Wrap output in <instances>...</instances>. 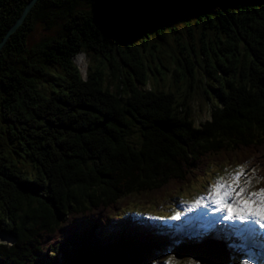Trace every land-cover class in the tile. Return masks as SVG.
<instances>
[{"label":"trees","instance_id":"1","mask_svg":"<svg viewBox=\"0 0 264 264\" xmlns=\"http://www.w3.org/2000/svg\"><path fill=\"white\" fill-rule=\"evenodd\" d=\"M31 1L0 0V264H165L173 236L111 230L130 198L225 159L264 187V0H35L9 32Z\"/></svg>","mask_w":264,"mask_h":264},{"label":"rangeland","instance_id":"2","mask_svg":"<svg viewBox=\"0 0 264 264\" xmlns=\"http://www.w3.org/2000/svg\"><path fill=\"white\" fill-rule=\"evenodd\" d=\"M60 25H61V22L59 20H55L54 23L48 28L44 25L37 24L33 32L29 35L28 44L31 45L34 42H38L40 40L46 39L48 36L54 34L56 32V29ZM79 56L80 57L82 56V59L85 62L83 54L75 57V61ZM199 63H201L200 60H199ZM150 66H152V64H150ZM169 67L172 68V66H169ZM155 76L156 75H150V78H149L150 84L148 85L149 87H152L154 85L153 78H155ZM199 78H202V75L200 73H199ZM165 80L171 81L170 72L167 73V77H165ZM161 85H163L162 82H161ZM170 87L172 90L182 93L184 97L185 95H187L185 94L184 85L180 89V86L170 83ZM205 89H207V91L209 92V89L205 87L204 84L197 82V86L191 90L193 92L189 95V98H188L187 103L190 106L191 116L195 121V125H198L200 122L209 118V109H210L209 101L210 100L207 99L208 97L205 93ZM208 95L211 97L213 101H215L211 94H208ZM137 135H138L137 133L136 135H134V139L137 138ZM226 165H229V164L211 165V166H208L207 169H205L204 173H199L200 171L195 172L193 173L192 177L189 179V182L187 184H182L180 183V181H178V187L181 188L182 190L175 192L173 195H165L164 197H167V196H171V197H168L163 201L154 202L151 204H143L151 200L159 201L160 199L153 198L151 200L141 202L138 200V198H133V197L130 198L128 201V204L121 206L120 209L118 210L119 211L117 212V214H119L118 219H116L115 221H112L111 230L113 232H117L119 228L116 224H119L121 221L124 220L125 217H128V215L133 216L135 219L139 218L138 215H140V213L143 211L147 213V215H145L144 218L148 221V224L150 225L154 223L159 224L160 222L169 223V218H171V216L174 213L188 214L189 212L188 209L193 207L197 202H200L201 198L209 197L214 194L215 189L217 188V185L221 183V179H224V180L228 179L230 175L234 177L231 170H227L226 168L222 169ZM244 193H245L244 189H242V191L240 190L238 193H235L234 199L238 200L241 196L244 195ZM235 200L231 199V201L228 203V204H232L233 212H235L234 216L232 217L233 222L235 221L237 216L248 213L247 209L241 210L238 207V203ZM242 205L243 206L246 205L248 207H264V201H254L252 203H243ZM193 210H195V208L190 209V211H193ZM227 214H228V208L226 207L225 213L220 215V221H223V222L219 224L218 228L215 227L214 223H212V220L204 221L203 226L204 228H207L205 231L208 232V230L211 229L213 231V236H221V233H223L222 231L227 232L228 234H237L238 232L236 230L229 229L228 224L225 223L224 217ZM186 218H187V223H189L188 217ZM230 227L234 228L235 226L234 224H231ZM186 229L190 231L189 233L190 237L193 236L190 234H196L199 232L196 229V226L189 227V228H184V230L182 231L181 230L176 231V236H181V237L186 236L187 237L188 235L184 234ZM0 236L3 237L4 234L1 233ZM213 236H208V237L213 238ZM208 240L210 241H207V243L203 245L191 248V247H187L188 246L187 244L181 243L180 239H178L176 241H172L170 244H166V248L168 252L169 251L175 252L176 257L174 256V254L171 255L174 258V262L178 264H189V261H186L187 259H183V260L177 259L179 257V251H183L187 248H190V249H193L195 253L200 252L201 254L204 255L205 252L213 250V247L215 246L214 241H212L211 239H208ZM216 245L220 246V244L218 243ZM243 246H244L243 248H246L249 250H253L257 246H259V241L257 240L256 236L254 237V232H251L250 240L245 241L243 243ZM49 254L50 253H47L46 255H49ZM195 257H199V256L195 255ZM219 260L220 259L216 258L215 250H213V255H209L207 257L205 256L202 260H200V262L201 264H224L225 263L224 261L217 263ZM168 261H169V258H166L165 264H167ZM43 262H44L43 264H63V259L62 257H58L56 255L55 259H53V257L50 256L48 257V260H43Z\"/></svg>","mask_w":264,"mask_h":264},{"label":"snow or ice","instance_id":"3","mask_svg":"<svg viewBox=\"0 0 264 264\" xmlns=\"http://www.w3.org/2000/svg\"><path fill=\"white\" fill-rule=\"evenodd\" d=\"M259 194L262 195V196H264V189H261ZM225 195H227V194H225ZM215 202L217 204H220L221 203V197L219 195L217 196V199H216ZM226 207L228 208V216H225L224 217L225 220L229 219V217L233 213V207H232L231 204L226 205ZM257 214H259L261 216V218L264 219V210L259 211ZM178 216H179V214L177 213V216L174 217V218H178ZM193 262L194 261L192 259L189 260V264H193ZM167 264H174V261L172 260V258L169 259V261L167 262ZM195 264H201V262L200 261H195ZM244 264H249V261L245 260L244 261Z\"/></svg>","mask_w":264,"mask_h":264},{"label":"water","instance_id":"4","mask_svg":"<svg viewBox=\"0 0 264 264\" xmlns=\"http://www.w3.org/2000/svg\"><path fill=\"white\" fill-rule=\"evenodd\" d=\"M35 0H32L29 4H28V6H27V8L25 9V11H24V13H23V15H22V17L15 23V25L13 26V27H11V29L9 30V32H11V31H13L14 29H15V27L20 23V21H22V19H23V17H24V15H25V13H26V11L28 10V8L30 7V5L34 2ZM4 41V40H3ZM2 41V42H3ZM203 244V243H202ZM202 244H198V245H202ZM217 244V243H216ZM48 252V251H47ZM46 252V253H47Z\"/></svg>","mask_w":264,"mask_h":264},{"label":"bare ground","instance_id":"5","mask_svg":"<svg viewBox=\"0 0 264 264\" xmlns=\"http://www.w3.org/2000/svg\"><path fill=\"white\" fill-rule=\"evenodd\" d=\"M218 244H220V246L218 245H216L215 246V248L217 249V251H218V253L220 254L221 253V250H223V244L222 243H218Z\"/></svg>","mask_w":264,"mask_h":264},{"label":"clouds","instance_id":"6","mask_svg":"<svg viewBox=\"0 0 264 264\" xmlns=\"http://www.w3.org/2000/svg\"><path fill=\"white\" fill-rule=\"evenodd\" d=\"M193 264H195V262H193Z\"/></svg>","mask_w":264,"mask_h":264}]
</instances>
